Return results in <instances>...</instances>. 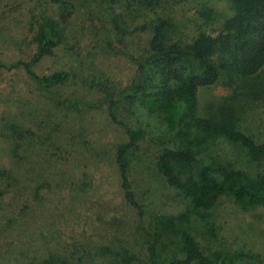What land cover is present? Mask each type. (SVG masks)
<instances>
[{
    "label": "rangeland",
    "instance_id": "obj_1",
    "mask_svg": "<svg viewBox=\"0 0 264 264\" xmlns=\"http://www.w3.org/2000/svg\"><path fill=\"white\" fill-rule=\"evenodd\" d=\"M63 3V38L30 69L39 77L65 71L67 81L46 88L22 67L0 68V169L14 175L0 177V264H171L185 257V231L207 256L264 264V208L246 211L223 198L206 217L192 215L153 166L179 139L162 117L154 126L143 121L122 95L146 56L153 19L169 22V41L187 43L217 33L230 14L227 0H0V63L31 61L37 24L59 20ZM256 81L264 84V66L246 83ZM237 85L222 77L200 91V107L222 104ZM236 99L238 130L264 143V87ZM129 134L138 141L129 177L141 216L123 200L114 156ZM205 152L264 175V158L252 160L222 136Z\"/></svg>",
    "mask_w": 264,
    "mask_h": 264
},
{
    "label": "trees",
    "instance_id": "obj_2",
    "mask_svg": "<svg viewBox=\"0 0 264 264\" xmlns=\"http://www.w3.org/2000/svg\"><path fill=\"white\" fill-rule=\"evenodd\" d=\"M227 2L230 14L217 33L200 32L187 43L169 41L166 36L169 22L163 18L153 19L144 28L151 35L146 56L138 63L135 78L122 91L124 97L132 99L142 110L143 121L154 126L158 117H162V122H166L179 139L177 145L160 149L153 166L166 184L187 200L189 212L199 218L206 217L223 198L232 199L246 211L264 208V175L255 177L232 169L205 152L212 138L219 135L240 146L252 160L264 158V143H257L252 136L238 130V102H234L237 97L240 100L250 96L254 88L264 87L259 81L246 83L247 79H258L264 66V0ZM67 7L68 3H63L59 20L45 17L37 24L36 52L31 61L0 63V68L22 67L46 88L66 82L69 76L65 71L39 77L30 67L51 55L63 38ZM204 13L203 16L209 15V12ZM222 77L238 84L235 95L222 104L210 101L201 108L200 91L215 85ZM111 117L116 121L113 114ZM29 135H32L30 131L21 132L20 139ZM129 137L128 144L118 147L114 156L123 200L141 216L142 207L129 177L132 161L129 155L138 148V141L134 134ZM20 144L15 147L16 153ZM12 176L10 170L0 169L1 178L9 180ZM181 219L188 220L187 217ZM183 251L184 259L171 264H239L237 257H228L225 253L205 255L188 231L183 233Z\"/></svg>",
    "mask_w": 264,
    "mask_h": 264
}]
</instances>
